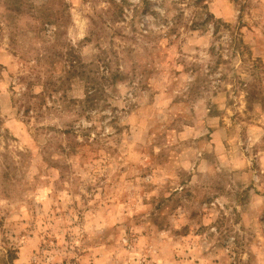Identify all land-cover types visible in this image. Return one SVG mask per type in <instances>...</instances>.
<instances>
[{"label":"rangeland","instance_id":"rangeland-1","mask_svg":"<svg viewBox=\"0 0 264 264\" xmlns=\"http://www.w3.org/2000/svg\"><path fill=\"white\" fill-rule=\"evenodd\" d=\"M0 264H264V0H0Z\"/></svg>","mask_w":264,"mask_h":264},{"label":"trees","instance_id":"trees-1","mask_svg":"<svg viewBox=\"0 0 264 264\" xmlns=\"http://www.w3.org/2000/svg\"><path fill=\"white\" fill-rule=\"evenodd\" d=\"M114 4V3H113ZM115 7L118 9V13H119V15L121 14V4L120 3H116L115 4ZM117 14V13H116ZM115 13L114 14H112L111 15V17H113L114 15H116ZM117 16V15H116ZM214 24H213V31H214V33H216V31L218 30V28H217V23H221V22H218V20H214V22H213ZM73 52H71V50H69L68 51V53H67V57H65V59L67 60V62H68V67H69V70L67 71V72H73V73H77V71H78V73H80L81 74V76L83 77L84 75H85V73H84V71H81V66L80 65H78V66H76L77 64V62H75L76 60H74L73 59ZM208 68V67H207ZM80 69V70H79ZM89 73V72H88ZM112 77H115V75H113ZM102 80H104V78H103V76H101L100 77ZM89 88L87 89V91H86V96H85V99H83L84 100V102L86 103V102H88L90 105H94L95 103H96V92H97V90L93 87V86H91L90 87V84H89V86H88ZM79 152H81L80 150H79Z\"/></svg>","mask_w":264,"mask_h":264}]
</instances>
